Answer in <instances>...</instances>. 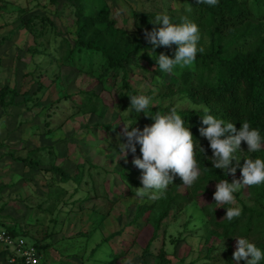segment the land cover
Segmentation results:
<instances>
[{
  "label": "rangeland",
  "instance_id": "obj_1",
  "mask_svg": "<svg viewBox=\"0 0 264 264\" xmlns=\"http://www.w3.org/2000/svg\"><path fill=\"white\" fill-rule=\"evenodd\" d=\"M184 1L81 0L79 4L80 13L85 16L97 15L102 12L101 8H106L114 26L130 35L134 33L133 26L136 23V19L132 18L133 12L171 14L184 8ZM38 3L39 6L31 5L26 11L36 15L31 21L35 25L33 34L36 28H40L34 43L37 50H43L40 55L35 56L33 62L38 65L40 71L29 74L28 71L33 69V65L27 61L28 54L23 55L26 65H22V70H11V63L7 70L8 51L4 50L1 52L4 56L0 57L5 67L4 69L0 66V85L7 83L10 87V84L14 83L13 87L19 94L18 99H21L20 94L23 91L31 97L26 105L19 103V106H16L20 109L18 112L16 108L11 109L12 116L17 117L23 127V134L17 136L18 142L19 139H28L29 144H26L25 148L41 144L39 153L33 154V158L37 159L42 167L40 172L44 166L56 164L71 175L77 173L81 179L78 183L56 181V184L47 186L45 184L50 183L49 178H46L48 175L44 173L42 176L39 171H31V174L27 175L28 183H21L22 190L10 192L0 199L2 203L10 206L9 216H0V221L10 223L8 225L25 232V241L43 246L39 251L43 264H235L233 252L237 238H246L264 250V183L261 184L258 195L249 190L248 186L246 188L242 185L234 193L236 205L215 204L217 183L200 185L192 197L193 200L181 205L179 210L171 209L156 230L150 223H144V216L130 220L134 202L149 203L151 200L147 197H137L136 193H132L128 188L132 184L127 176L138 183L141 182L142 170L132 162L135 157L142 158L140 148L136 149L135 154L129 151L124 158L117 143L125 136L124 125L131 124L137 128L139 125L137 122L132 124V120L127 118V110L120 112L116 109L113 96L117 91V81L112 83L110 79L112 87L109 91H101L103 86L99 83L100 71L95 70L96 59L89 58L88 61L84 58L85 55L93 54L92 51L82 49L80 53H75L72 63H52L54 49L61 55L65 53L67 42L72 45L75 37L76 3L71 4L63 0H55L53 3L40 0ZM33 6L36 8H31ZM2 8L11 9L15 16L18 14L15 7H5L2 4ZM5 13L3 9L0 16ZM40 16L47 17L49 21L46 22L45 19L39 18ZM156 17L157 15H153L150 22H156ZM30 37L31 35H28L24 44L25 49L27 43H31ZM2 40L0 39V47ZM18 48L16 52L19 55L24 54L22 47ZM133 62L146 64L135 58ZM128 75V82L132 87L141 90L147 87L140 69L132 67ZM36 84L41 85V88L35 96L33 91L37 87ZM89 90L95 91L102 101L91 100V107L87 108L83 105V92H90ZM179 97V93H175L168 100L177 108L197 107ZM117 98L122 102L126 101V98L120 95ZM8 114L9 112L6 113ZM105 123L115 126L114 130H107L98 125ZM21 154L24 155V151H21ZM237 159L232 160V167H238L239 170L235 175L229 176V183L233 180L242 182L241 169L244 161L239 156ZM93 166L100 169H94ZM3 171L4 167L0 173ZM120 173L126 177L119 175ZM45 190L47 192H44ZM183 190L185 186L182 183L178 191ZM86 193L89 201L83 207L78 209L77 204L71 207V202L84 198ZM241 205L256 209L261 214H254L247 219L242 213L243 216L239 217L234 225V222L225 217L226 208ZM69 207L72 211L67 210ZM18 208H22L24 213L21 214L22 211ZM93 209H97L96 213H92ZM117 230L118 236L117 232L111 234ZM151 236L148 252L143 253V247ZM104 237H108V240H103ZM4 255H0V263ZM239 264L245 262L240 261ZM260 264H264V260Z\"/></svg>",
  "mask_w": 264,
  "mask_h": 264
},
{
  "label": "trees",
  "instance_id": "obj_2",
  "mask_svg": "<svg viewBox=\"0 0 264 264\" xmlns=\"http://www.w3.org/2000/svg\"><path fill=\"white\" fill-rule=\"evenodd\" d=\"M48 1L53 3L55 0ZM63 1L71 2V4L76 3L74 12L76 14L74 21L75 37L72 40V45L67 42L64 54L60 55L55 49L52 51L54 56L52 57V63L54 61L72 63L75 53H80L82 49L92 51L93 54L85 55L84 58L88 61L89 58L96 59L95 70L100 71L98 75L100 78L99 83L103 86L101 91H109L112 87L110 79H112V83L117 81V91L113 96L115 107L120 112L127 110V118L132 120V124L137 122L138 128L143 130L145 126H151L155 122L153 116L158 113L160 115H168L173 108H176L177 114L184 120V126L189 128L193 134L196 143L195 158L201 171V176L194 185L191 187L184 185L185 190L182 192L178 191L179 186L183 182L177 175L173 184L168 186L162 198L151 200L149 203L134 202L133 204L134 209L130 220L134 221L135 218L144 216V223H150L153 225V229L156 230L160 221L168 215L171 209L176 208L179 210L181 205L193 200L192 197L200 185L210 182L216 184L221 180H227L231 175L224 172L223 169L213 167L210 159L213 152L209 141L201 136L199 131L201 127H207V125L202 123L204 115L208 114L217 119H224L226 122H233L238 131L242 124L247 122L251 128L259 130L262 141H264V0H218V4L215 7L205 3L198 4L197 0H185L184 8L177 9L171 14L153 11L133 12L132 18L133 20L136 19V23L133 26L134 33L130 35H127L123 29L114 26L112 19L108 17L106 8H101L102 12L97 15L85 16L80 13L79 1L81 0ZM24 11L26 10L24 9ZM153 15H168L173 24H181L187 20L198 25L200 30L198 47L202 48L203 51L197 53L196 60L191 67L183 69L177 67L171 74L162 72L158 68L157 58L159 55L164 53L170 58H174L177 46L172 45L171 48L161 46L156 48L153 54L151 44L145 39V32H150L154 28L158 30L163 26L162 24L156 25L153 24L155 22H150V19H153ZM30 16L36 17V15ZM39 18L45 19L46 22L49 21L47 17L43 18V16H40ZM29 21H24L23 24L27 26L35 41L40 28H36V32L33 34L32 29H34L35 25ZM63 41H65L64 38ZM35 47L34 43L30 47L29 52H42L43 49L37 50ZM91 55H95V57ZM134 58L142 60L147 65L133 62ZM149 65H153V67L150 68ZM127 66L130 67L128 68ZM132 67L143 72L141 77L146 81L147 86L144 90L136 89L128 82V73ZM33 69L28 71L30 75L33 72L40 71L37 65ZM37 76L39 75L37 74ZM40 88L41 85H37L33 94L35 95ZM89 91L83 92L85 94L83 105H86L87 108L91 107V100L102 101L101 98L96 96L97 93L95 91ZM175 93H179L180 99L183 97V99L196 105L195 110L189 107L177 108L170 103L168 99ZM16 95L19 94L14 87L7 85L0 87V107L3 111H5L7 106L16 103L14 102ZM119 95L125 97L126 101L122 102L119 100L117 98ZM133 95L150 97L152 106L145 113H137L132 109H127L130 106L129 96ZM20 96V103L24 105L31 99L26 91H23ZM204 108L208 109L207 113L204 112ZM98 125L105 127L107 130H114L115 128V126L106 123ZM126 143L127 138L125 136L121 137L117 143L118 149H120L121 144ZM138 146L140 145H136L137 150L140 148ZM247 150V143L242 141L240 150H237L234 155L236 158L239 156L244 161L242 163H245V159H264V147L258 152H249ZM35 151L36 149H33L29 152ZM30 154L25 156L15 155L13 159L20 161L25 167L37 168V171L40 172L42 167H37L39 161ZM232 164L233 161L230 165L231 167ZM92 168L100 169L95 166ZM238 170L239 168L236 167V171ZM40 173L43 174L42 176H44V173L48 175L46 178H49L50 183L45 184L47 186H51L52 183L56 184V181L78 183L81 179L77 173L71 175V173L56 164H50L49 167L44 166ZM119 175L126 177L123 173ZM126 178L132 184L128 186L132 193H136L135 188L143 186L141 182L138 183L135 179H131L128 176ZM248 188L255 191L258 195V190L261 191L262 187L259 185L248 186ZM44 192L47 191L45 190ZM88 201L89 196L86 193L84 198L81 197L79 200L71 202V207L77 204L76 208L80 209ZM63 203L66 204V201ZM94 208L97 207L94 206ZM241 208L244 210L245 213H242L247 216V219L254 214L255 216L261 214L258 210L244 205H241ZM97 209H93L92 213H96ZM67 210L72 211L70 207ZM238 218H234L231 222H234V225L237 224ZM0 224H5L0 226H3L9 234L20 236L24 239L23 234L25 232L19 231L6 223L0 222ZM115 232H117L116 236H118V230L111 234ZM153 234L155 235V233ZM152 236L143 247V253L148 252L147 248L152 241ZM103 240L107 241L108 237H104ZM31 244L37 251H41L44 248L36 242ZM42 261L41 259L39 264H43Z\"/></svg>",
  "mask_w": 264,
  "mask_h": 264
},
{
  "label": "clouds",
  "instance_id": "obj_3",
  "mask_svg": "<svg viewBox=\"0 0 264 264\" xmlns=\"http://www.w3.org/2000/svg\"><path fill=\"white\" fill-rule=\"evenodd\" d=\"M215 7L218 0H197ZM153 24H162L158 30L145 32V39L151 44L153 54L158 47L171 48L176 45L174 58L161 53L157 58L158 68L162 72L173 73L174 69L191 67L198 52L203 49L198 47L200 30L197 24L185 20L181 24H173L168 15H158ZM130 106L137 113L144 112L152 106V100L145 95L129 96ZM195 110V106H193ZM205 113L207 108L203 109ZM151 116V115H150ZM154 123L145 126L143 130L124 125L123 133L127 138L126 144H121V156L126 158L128 152L135 154L136 145H140L142 158L135 157L133 164L142 170V187L135 188L136 196L147 197L150 200L162 198L170 184H173L175 176L182 179L183 185L191 187L201 176L199 164L195 158L196 143L192 132L184 126V120L177 114L176 108L168 115L153 116ZM202 123L207 127L200 128L201 136L210 144L213 155L210 157L213 167L223 169L227 174L235 175L236 168L231 167L233 159H237L234 153L240 150L241 143L246 142L249 152H258L264 146L259 130L250 127L244 122L237 130L233 122L217 119L212 115H204ZM131 128V130H129ZM231 133L230 135H227ZM203 150V148H201ZM204 151V150H203ZM239 160V159H237ZM242 182L233 180L229 183L226 179L216 184L214 201L216 205H236V193L241 186H259L264 183V159H245L241 169ZM219 208V207H217ZM226 219L232 221L242 215V208L238 206L226 208ZM236 248L233 252V261L239 264H260L264 260V250L246 238L236 239Z\"/></svg>",
  "mask_w": 264,
  "mask_h": 264
},
{
  "label": "crops",
  "instance_id": "obj_4",
  "mask_svg": "<svg viewBox=\"0 0 264 264\" xmlns=\"http://www.w3.org/2000/svg\"><path fill=\"white\" fill-rule=\"evenodd\" d=\"M38 1L40 0H0V11L5 9V12H6L3 16H0V39H3L2 40L3 43L1 44V47H0V57L4 56V55L2 56V53L4 52V50L8 51L6 53L8 56L7 63H6L7 70H9L8 66L10 63H11L10 64L11 70L13 71L22 70V65L24 67L26 65V59L25 61L23 60V55L26 56L27 54L29 56V59H27L29 64H32L33 68L35 65H37V64H34L33 62H34L35 56L40 55V53H37V52L30 53L29 52L30 47L34 45V37L30 34L29 29L27 28V26L23 24V22L24 21L26 22L28 20H30L29 22H31V20L32 21L34 20V18L30 16L34 14H31V12L24 11V9L25 10L30 9L31 5L39 6ZM2 4H4L5 7L6 6H10L12 8L15 7L18 11L17 16L13 14V11L11 9L2 8ZM31 8H36V7L33 6ZM28 35L29 36L31 35L30 37L31 43L30 42L27 43L28 45H26L27 48L25 49L24 44L26 40H28ZM18 46L22 47L21 49L24 50V54L21 53L19 55V53L16 52V49H19ZM1 62L2 60L0 59V66L2 65ZM1 67L5 69L3 65ZM2 68H0V70H2ZM4 85L9 86V84L7 83H4ZM13 85L14 83L10 84V87H13ZM1 86L3 85H0V87ZM18 98H19L18 95H16L14 97V102L16 103L14 105L7 106L5 111H3V109H1L0 107V143H2V145H0V151H2L0 155V170L4 167V171L0 173V199L6 196L7 194H9L10 192L15 193L17 190L18 191L22 190L20 188L22 187L21 183L26 184V182L29 179L27 175H30L31 171H34V170H36L37 172V168L35 169V168L25 167L22 165L20 161L13 159V156L15 155L25 156L26 154H29V153H31L30 155L33 157V154L37 155V153H39L40 149H38L37 147L41 146L40 144L35 147L25 148L24 146H27L26 144H29L27 142L28 139H19V142H18L17 136H19V134L20 135L23 134V127L20 125L18 118L12 116L13 113L11 109V108H16V106L17 107L19 106L21 99H18ZM7 108H9L10 111ZM19 110L20 109L16 108L17 112ZM7 112H9L8 115H6ZM32 140L34 141L33 138ZM33 149H36V151L29 152L30 150H33ZM21 151H24V155L21 154ZM37 167H40V164H38ZM13 187L15 189H13ZM19 199L21 200L22 197H19ZM9 203H12V202H9ZM2 204H3V207H2L3 209L1 208ZM9 208H10L9 205L7 206L6 204L1 202L0 203V216H4V215L9 216V212H10ZM18 209H21L22 211L21 214L24 213L22 208H18ZM0 222L5 223L4 221H0ZM6 224H10V223L6 222ZM1 254L4 255L3 253H1V249H0V255Z\"/></svg>",
  "mask_w": 264,
  "mask_h": 264
},
{
  "label": "built area",
  "instance_id": "obj_5",
  "mask_svg": "<svg viewBox=\"0 0 264 264\" xmlns=\"http://www.w3.org/2000/svg\"><path fill=\"white\" fill-rule=\"evenodd\" d=\"M0 249L5 255L0 264H39L41 254L22 237L9 234L0 226Z\"/></svg>",
  "mask_w": 264,
  "mask_h": 264
}]
</instances>
